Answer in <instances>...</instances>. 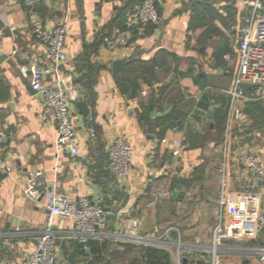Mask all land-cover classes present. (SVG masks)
Segmentation results:
<instances>
[{
  "label": "crops",
  "instance_id": "1",
  "mask_svg": "<svg viewBox=\"0 0 264 264\" xmlns=\"http://www.w3.org/2000/svg\"><path fill=\"white\" fill-rule=\"evenodd\" d=\"M128 2L38 0L37 15L48 27L69 16V60L61 78L80 133V152L72 154L56 146L57 127L42 115V95L31 87L30 76L21 72L25 65L50 62L46 46L32 32L30 9L23 0H0V25L7 28L4 34L0 31V53L9 55L0 64V154L12 166L11 173L0 177V264H26L48 215L47 196L56 189L75 199L89 196L112 214L101 234L86 243L79 242L71 220L58 217L55 264H87L91 258L98 264H178L179 243L184 263H209L227 134L229 189L256 195L264 211V186L236 161L241 152L264 158V101L239 102V117L229 123L232 101L224 92L234 83L241 16L247 9L241 0H157L160 21L143 28L129 17L140 2L133 8L127 7ZM123 30L130 36L126 46L105 45V35ZM117 61H124L119 69ZM52 80L53 75L46 77V82ZM77 92L91 108L93 155L84 116L73 101ZM172 111L166 126L158 122ZM172 120L183 126L169 127ZM120 135L133 146L132 169L122 182L109 169L110 146ZM177 146L181 148L176 157ZM79 156L94 164L91 170ZM32 169L45 175L37 201L24 192L27 171ZM180 179L182 190L176 201L173 194ZM161 187L170 194L157 204L154 193ZM137 219H142L143 243L131 240L128 232ZM91 241L105 244L104 257L82 254L83 248L90 251ZM262 247L264 232L256 239L224 241L219 264H262Z\"/></svg>",
  "mask_w": 264,
  "mask_h": 264
},
{
  "label": "built area",
  "instance_id": "2",
  "mask_svg": "<svg viewBox=\"0 0 264 264\" xmlns=\"http://www.w3.org/2000/svg\"><path fill=\"white\" fill-rule=\"evenodd\" d=\"M29 7L32 16V32L35 38L47 48L49 64H37L22 67V74L30 76L31 87L43 98L42 115L51 119L57 127L56 146L60 151L69 150L72 154L80 152V133L73 119L68 89L62 78V67L69 60L66 49V38L69 16L64 15L62 21L48 27L44 20L37 15L38 0H23ZM241 6L247 9L241 16L239 28L238 58L239 64L234 78L233 86L224 90L231 97V118L239 117V102L264 101V0H241ZM131 23L139 27H147L160 21V13L156 0H143L129 13ZM7 28L1 27L2 34ZM11 32L15 27L8 28ZM130 36L128 31H118L105 35L103 41L111 49L126 46ZM14 53L17 51L14 50ZM54 76V80L46 82L47 76ZM250 87L246 91L245 87ZM147 90L143 91L146 94ZM139 101V97L134 99ZM230 126V125H229ZM229 132V127L228 130ZM230 138L227 134L223 144V160L219 167L221 182L218 190L217 222L214 230L212 253L213 259L207 264H219V248L224 241H246L256 239L264 232V211L260 207L256 195L250 192L230 191L229 164L231 159ZM177 146L174 155L180 153ZM109 169L118 182L129 177L132 169L133 146L123 135L118 136L110 146ZM236 161L244 165L254 179L264 186V158L255 152H241L236 156ZM0 171L7 174L12 172L9 165L0 154ZM45 188V175L41 169L28 170L26 174L25 195L37 201L42 196ZM170 191L164 187L158 188L154 193L153 202L161 203L168 197ZM188 196H192L188 192ZM48 215L36 248L30 253L26 264H55L59 249L58 238L55 231L56 219L71 220L79 233V242L86 243L91 238L101 234L112 212L100 202L89 196L73 198L69 193L58 189L51 191L47 196ZM142 219L133 221L128 230L130 239L137 243L146 242L140 235ZM171 229L165 231L169 237ZM178 264L184 263L181 254V245L178 244ZM260 260L264 264V247L259 250ZM84 264V263H83Z\"/></svg>",
  "mask_w": 264,
  "mask_h": 264
},
{
  "label": "water",
  "instance_id": "3",
  "mask_svg": "<svg viewBox=\"0 0 264 264\" xmlns=\"http://www.w3.org/2000/svg\"><path fill=\"white\" fill-rule=\"evenodd\" d=\"M6 60H9V55L7 54H3V53H0V64L3 63L4 61ZM124 64V61H117L115 63V68L116 69H119L120 66ZM37 92V91H36ZM74 103L77 107V109L80 111V113L84 116V123H85V128H86V134H87V137H88V140H89V147H90V151L93 154H95V146H94V135H95V132H94V125H93V119H92V113H91V108L89 106V104L81 99V97L79 96V93L77 92V95L74 97ZM209 116L210 117H213L214 116V102L210 105L209 107ZM182 121H175V120H172L171 122H169L168 126L169 127H174V126H183L182 125ZM155 131V127H154V121L151 122V127L149 129V132L151 133V137H153V133ZM102 155H105V156H109L108 153L106 152H103ZM75 158H78V156H75ZM79 158L81 160L84 161V163L87 165V167L91 170L92 167H93V163L90 162L88 159H84L82 157L79 156ZM100 170H104L102 169V167L100 168ZM8 174L7 173H2L0 171V177L2 176H7ZM104 175L107 177L108 173H104ZM111 180H114V179H111ZM181 190H182V180L180 179L179 180V184L177 185L176 187V190L173 194V199L174 200H178L179 196H180V193H181ZM105 262H108L107 260ZM87 264H98L94 259H89L87 261Z\"/></svg>",
  "mask_w": 264,
  "mask_h": 264
},
{
  "label": "trees",
  "instance_id": "4",
  "mask_svg": "<svg viewBox=\"0 0 264 264\" xmlns=\"http://www.w3.org/2000/svg\"><path fill=\"white\" fill-rule=\"evenodd\" d=\"M143 0H130V2L127 3V7H130V8H133L134 5L137 3V2H142ZM157 1V0H156ZM152 110V109H151ZM149 110V112L151 111ZM173 112L172 111L171 113H167L165 115H163L162 117H159L157 120L160 124H162L163 126H166L168 121L170 120V118H172L173 116ZM142 118H144L145 116L141 115ZM215 117H217V114L215 115ZM149 118V117H147ZM89 246H90V251L87 252L84 250V248L81 250L82 251V254L88 258L89 256H93L95 258H102L104 257L103 256V252H104V249H105V244H100L98 241H91L89 243ZM80 247L82 248V246L80 245ZM106 261V260H105ZM108 261V260H107Z\"/></svg>",
  "mask_w": 264,
  "mask_h": 264
},
{
  "label": "rangeland",
  "instance_id": "5",
  "mask_svg": "<svg viewBox=\"0 0 264 264\" xmlns=\"http://www.w3.org/2000/svg\"><path fill=\"white\" fill-rule=\"evenodd\" d=\"M232 66H233V62L230 63V67H232Z\"/></svg>",
  "mask_w": 264,
  "mask_h": 264
}]
</instances>
